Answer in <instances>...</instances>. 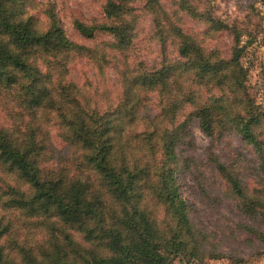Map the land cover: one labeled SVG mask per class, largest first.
<instances>
[{
  "label": "clouds",
  "instance_id": "clouds-1",
  "mask_svg": "<svg viewBox=\"0 0 264 264\" xmlns=\"http://www.w3.org/2000/svg\"><path fill=\"white\" fill-rule=\"evenodd\" d=\"M102 2L106 5L108 0ZM113 2L118 4L120 0ZM52 3L56 4L54 9H51ZM189 8L198 13L204 11L197 0H188L184 8L177 0L176 4L165 8L171 24L182 30L179 35L170 31L169 21L161 15L169 62L178 61L181 67L167 80L166 88L157 84L152 89L132 83L134 77L145 71L140 67L141 45L120 50L99 46L98 41L88 45L75 39L69 22L76 19L91 24L90 17L96 15L97 25H120L121 21L115 15L109 17L101 5L84 3V0H33L10 17L13 25L28 24L30 18H35L30 25L33 36L55 42L61 39L62 32V41L68 47L48 51L38 47L23 58L37 67L41 76L48 77L38 82L35 89H29L33 77L19 70L15 73L16 83L0 89V133L7 134L11 149H18V156L22 158L11 171L8 165L0 166V264H85L86 261L91 264L93 256L98 260L122 257V252L110 247V239L88 240L85 236L91 229H95L96 234L119 231L122 237L127 236L129 233L121 221L129 218L141 224V231V217L145 218L161 240L171 239L174 232L181 233L179 239L188 240L178 223L179 199L173 204L169 198L172 186L167 182V170L171 165L168 151L171 137L190 115L207 109L199 117L196 133L202 140L215 142L226 131V143L247 140L253 154L264 157V88L260 89L257 100L256 90L247 86L236 63L223 67L215 75L209 73L201 83L193 82L199 69H185L184 65L195 56L179 54L182 41L191 37L203 49L205 57L211 48L202 44L199 32L184 22ZM256 8L264 16V0H257ZM130 18L128 14L123 16L125 20ZM200 24L202 31L207 24L202 21ZM251 28L249 25V30ZM106 38L116 39L114 34H107ZM3 39L7 41L10 37ZM140 39L138 36L134 43ZM249 39L248 33L241 31L239 43H235L234 37H228L229 47L235 44L241 48ZM159 42L160 37H155L156 48ZM83 45L95 47V52L89 55L79 51ZM9 48L13 52L20 51L11 44ZM222 58L223 54L211 59ZM153 59L159 68L160 55ZM81 65H86L87 71H79ZM86 80L91 81V86ZM40 89H46L47 94L38 106L29 107L26 94L30 98L32 91ZM190 89L195 96L185 99ZM145 97L149 99L144 101ZM209 97L222 99L213 104ZM171 100L183 102L175 119L165 111ZM138 102L141 103L135 119L130 120L124 113ZM145 102L151 108L150 113L143 106ZM106 128L109 130L104 131ZM117 128L123 130L117 132ZM85 141L89 143L86 145ZM65 145L70 146V151L67 158L58 163L54 149L60 151ZM107 145H111L110 150L102 152ZM25 166L28 175H25ZM110 171H115L125 185L129 174L137 176L125 194L127 199L110 191L106 179ZM212 178L221 196L264 212V170L236 164L224 172L217 167ZM75 184L91 186L86 201L92 200L94 195L104 201L103 210H95L96 214L82 227L66 223L58 214L57 203L49 204L46 211L41 207L45 203L42 193L68 203ZM9 188L13 191L7 193ZM13 199L26 202L36 212L28 215L29 207H3ZM5 227L7 231H3ZM252 231L255 235L246 240L237 255L241 264H264V232ZM128 243L129 240L122 239V244ZM191 250L189 243L187 251ZM191 264H199L198 255L191 257Z\"/></svg>",
  "mask_w": 264,
  "mask_h": 264
},
{
  "label": "trees",
  "instance_id": "trees-1",
  "mask_svg": "<svg viewBox=\"0 0 264 264\" xmlns=\"http://www.w3.org/2000/svg\"><path fill=\"white\" fill-rule=\"evenodd\" d=\"M134 0H120V3H114L113 0H108V3L103 6L102 10L107 13L109 17L115 15L118 20L121 21L118 26H103L97 25L96 23L87 24L84 22L76 21L75 28L80 32V34L86 39H93L99 33H107L114 34L116 39L111 42V48L114 49H128L133 46V29H134V19L131 15L132 11H135V8L132 6V2ZM27 0H0V89L10 88L12 84L16 83L18 77L15 74L16 70L24 72L25 75H29L33 77L32 84L29 85V89H35V85L42 80L47 79V76H41L40 71L34 65H29L23 59L24 57L31 55L38 47H43L45 51L49 49H60L62 47H68L66 43L62 41L63 33L61 32V39L57 41H52L50 39H44L43 41L32 35L30 25L34 22L35 18H30L28 24H11L10 17L18 11H22L27 5ZM180 7H185L188 2L185 0H180ZM160 0H145L144 7L147 8L149 12H153V15H159L160 11H163L161 7ZM55 6L52 5L51 9H54ZM124 14L130 15V19H123ZM169 18V16L167 17ZM156 27H161V18L159 20H153ZM171 22V21H170ZM209 30L218 31L219 28H223L229 30L226 24L220 22V27L215 25V21L211 20V26H209ZM162 28L159 30L161 32ZM59 31V30H58ZM170 31L176 34L181 33V29L177 26H173L170 23ZM5 36H9L10 39L5 41L3 38ZM235 39V43H239L240 34L238 32L233 36ZM167 39H162L164 50L167 47ZM14 45L15 48L19 49V52H13L9 45ZM242 47L237 48L235 44L232 45L231 58L222 59L213 61L212 57L218 56V51H210L205 57L203 49L200 48L199 45L191 37H185L182 41L181 47L179 49V54L181 56H195V59H192L190 63H186L184 65L187 70L188 67L198 68L199 71L195 73L194 83H201L204 81V78L212 73L215 75L218 71H220L223 67L228 66L229 64L236 63L239 65L240 74L243 76L246 81V74L239 64L240 53L242 52ZM79 51L87 52L89 55L95 52V48H91L89 46L83 45L80 47ZM221 54V53H220ZM105 63L107 60L104 57H101ZM140 65L142 62L140 61ZM181 67L180 63L177 61L175 63L169 62L165 60L161 63V66L152 71H143L139 75L133 78V84H140L142 87H147L149 89L155 88L157 84L163 85L164 88L167 87V80L170 76L177 70V68ZM102 71V69H101ZM47 94L46 89H40L36 91H32L30 93V98H28V94H26V102L29 107L38 106L43 97ZM126 95V92H125ZM195 96V92L191 89L189 90L188 96L185 99H192ZM148 97L144 98V101H147ZM212 101L213 104L219 102V99H214L212 97L208 98ZM134 105L132 109H129L124 115L128 116L131 119H135V113L138 110L139 104ZM182 101L171 100L166 108V112L169 114L171 119L176 118V114L182 106ZM147 103L143 104L146 107ZM207 112V109L203 110L201 113L195 116H189L185 121L178 125L177 129L174 131V134L171 137L168 151L170 153V161L171 165L167 170V182L172 186V191L170 193L169 198L172 200L173 204H175L176 200L179 199V225L184 233L188 236V240L179 239L181 233L174 232L169 240H161L157 237L156 232L152 229L151 225L147 222V220L141 217L143 221V230L141 231V224L133 221L132 218L128 220L121 221V224L125 229H127L129 235L122 237L119 231L116 232H100L96 234L95 229L89 230L85 239H110V247L114 250L120 251L123 253L122 257H113L110 260L104 259H96L93 256V260L91 264H168V260L170 255H178L182 256V253L185 252L189 255V257L197 256L199 258L206 257V253L204 252V246L202 240L196 238V231L193 223L190 221L189 213H190V205L187 201L182 197L178 182H177V172L179 166V157L176 151V146L179 142L182 141L183 138V127L191 120H196L197 124H200L199 117L204 115ZM109 129H105L104 131H108ZM122 128H117L115 131L120 132ZM227 133L226 131L220 134V138ZM103 135V133H101ZM31 135H35L33 131ZM111 139V138H109ZM248 144L247 140H243ZM89 142L85 141L87 145ZM36 146H33L35 149ZM67 148L70 149V146L67 145ZM111 148V145H107V147H103L101 149L102 152H107ZM32 150V149H30ZM27 152L25 153V156ZM22 158L18 156V149L13 150L10 147V141L7 138L6 133H0V166L8 165V170L11 171L13 167L21 162ZM12 161L11 164L8 162ZM217 167L221 172H224L226 168H231V164H225L223 162H218V159L215 158ZM259 163L258 169L264 170V157L258 156L257 164ZM25 175H28L27 166H25ZM137 176L129 174L128 184L125 185L123 180L115 173V171H110L107 174L106 179H108L110 191L114 194H118L120 197H126V192L128 188L132 186L133 180H135ZM91 186L89 184H75L73 185L71 193L68 195V203H65L63 200L59 198L53 199V196L49 193H42L41 195L45 197V203L41 205L42 208L47 210V207L51 203L58 204V214L61 215L63 220L69 224H79L81 227L87 223L88 218L94 216L96 214L97 209L103 210L104 201L100 199L99 195H94L93 199L90 201L85 200V196L88 192V189ZM55 188V185H53ZM13 190L9 188L7 193L12 192ZM84 205L82 208L81 205ZM3 207H14V208H24L29 207L28 204L22 200H10L3 205ZM236 207L240 213V215L247 217L248 220L254 221L253 224L242 223L241 226L245 232L249 233V235H255V232L252 230L255 229L259 232H264L260 228H258L257 223L264 222V212H258L254 207H250L247 205H241L236 203ZM36 212L34 207H29L28 215H32ZM135 215V214H134ZM102 219V217H101ZM3 231H7V227L3 229ZM135 233V235H132ZM2 234V232H0ZM122 239H127L130 241L127 245L122 244ZM192 244L191 252H188V245ZM203 251V254H200ZM67 255V254H65ZM212 258H219V254H212ZM85 264H89V262H85Z\"/></svg>",
  "mask_w": 264,
  "mask_h": 264
},
{
  "label": "rangeland",
  "instance_id": "rangeland-1",
  "mask_svg": "<svg viewBox=\"0 0 264 264\" xmlns=\"http://www.w3.org/2000/svg\"><path fill=\"white\" fill-rule=\"evenodd\" d=\"M144 1L134 0L132 2V6L135 8V11L131 13L134 19L133 39L136 41L138 36H141V39L137 43L133 42L131 48L137 47L138 44L142 46L143 59L140 67L145 68V71H152L157 69L154 56L160 55V66L163 61H169L168 43L164 50L162 42L163 36L166 39L167 36L164 34L162 26L156 27L153 20H159L163 15L170 25L171 20L170 17L167 18L169 15L165 8L176 4L177 0H160L163 11H160L156 16L144 7ZM185 1L188 2V0ZM32 2L33 0H27L26 5H30ZM197 2L204 6V11L198 13L195 9L189 8L188 17L184 22L190 29L198 31L202 44L209 46L210 51H218V56L223 54L225 59L231 56L232 45L229 47L228 37H233L236 32L239 34L241 31L248 33L250 39L242 47L239 64L246 74L247 86L256 90V99L259 100V91L264 88V35H262L264 34V16H261L260 10L256 8L257 0H197ZM84 3L98 4L101 5V8L104 6L102 0H84ZM52 5L56 7L55 3ZM172 14H176L175 9L172 10ZM81 15L83 16V13ZM255 17H259V19L254 20ZM97 18L96 15L91 16V22L95 23ZM211 20H214L218 27H220V22L226 24L229 30H223V28H219L215 32L209 30ZM76 21L89 23L87 20L81 19L69 22V29L75 31L77 41L88 45H95L98 41L99 46L111 48L113 40L106 38L107 33H99L93 39L88 40L75 28ZM201 21L207 24L202 31L200 30ZM241 25L244 27L241 28ZM249 25L252 26L251 30H249ZM161 28L162 30L159 32ZM157 36L160 37L159 48H156L155 45ZM78 70L87 71V66L81 65ZM85 83L91 86V81L86 80ZM145 108L147 113L151 112L148 104ZM197 129L198 124L195 119L183 127V138L176 146V151L180 162L179 172H177L179 191L190 205V221L195 227L196 238L199 239L198 241L202 240L206 253V257H198L199 264H241V258L237 255L238 250L246 240L251 238V235L245 236V230L239 225L242 223L253 224L254 221L240 215L236 203L217 192L216 182L212 178L217 168L214 159L217 158L218 162L231 164L230 166L240 164L246 168L258 169V156L253 154L252 149L243 140L226 143L227 133H225L221 139L215 142L205 141L196 134ZM54 151L57 162L60 163L67 158L70 149L65 145L62 150L54 149ZM7 190L9 191V189ZM257 226L264 231L263 221L257 223ZM200 254H203V251ZM212 254H219L220 257L212 258ZM168 264H191V257L185 252L182 253V256L170 255Z\"/></svg>",
  "mask_w": 264,
  "mask_h": 264
}]
</instances>
